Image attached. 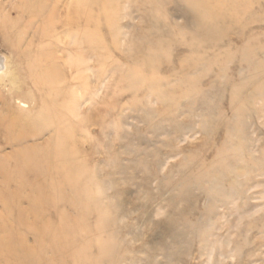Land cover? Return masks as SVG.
<instances>
[{
	"label": "rangeland",
	"instance_id": "1",
	"mask_svg": "<svg viewBox=\"0 0 264 264\" xmlns=\"http://www.w3.org/2000/svg\"><path fill=\"white\" fill-rule=\"evenodd\" d=\"M0 264H264V0H0Z\"/></svg>",
	"mask_w": 264,
	"mask_h": 264
}]
</instances>
